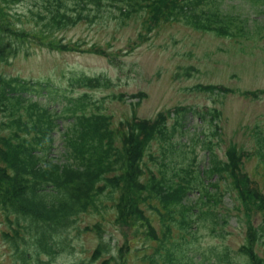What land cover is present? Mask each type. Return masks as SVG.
I'll return each mask as SVG.
<instances>
[{
	"label": "trees",
	"instance_id": "1",
	"mask_svg": "<svg viewBox=\"0 0 264 264\" xmlns=\"http://www.w3.org/2000/svg\"><path fill=\"white\" fill-rule=\"evenodd\" d=\"M64 1L48 0L43 11L35 12V17L43 22L42 31H34L37 37L57 29L61 22L75 24L76 19L83 18L80 10L86 9L88 5L92 9L95 7V12L103 11L104 7L103 0H73L77 17L71 18L67 16ZM113 1L108 0L109 5L117 8L118 12L114 16L118 21L138 14L140 11L137 10L143 9L146 15L149 12L145 20L148 30L152 22L157 23L168 14V10L164 9L166 0H151L149 3H146L148 0H118L117 5ZM173 1L171 12L177 11L172 15L181 13L196 28L215 30L219 35L230 33L229 25L216 13H195L194 9L184 8L177 0ZM109 5L105 6L110 11ZM20 20L23 24L28 23ZM17 22L0 13V46L5 39L7 54H11L22 42L36 39L25 37L23 31H17L20 30ZM73 81L83 85L92 82L83 76L74 77ZM201 88L215 92L217 87ZM26 89L25 84L11 86L0 76V109L9 116L8 126L12 128L8 135L0 134V238L14 248L19 259L15 264H41L40 257H53L56 250H61L63 240L66 241L68 229L73 228L77 234L88 229V226L79 227L77 218L88 211H97L103 202H111L116 222L132 226L134 234L142 227L146 239L156 238L157 232L166 237L172 230L171 225H177L183 233L192 236V226L197 225L205 215L210 216L211 225L214 226L222 225L226 220L229 212L218 208L222 202L221 192L229 191V183L225 186L224 179L222 191L219 182L206 186L199 178L198 171L195 172L191 167L184 169L179 178H169L172 171L165 161V150L173 144L171 139L176 126L168 129L163 117L153 122L126 120L124 133H120L121 144L116 146L108 117L87 109L88 96L82 94L73 104L72 132L63 134V156L52 160L48 154L58 115L32 101L26 94L35 91ZM182 125L179 124L181 133ZM2 128L0 124V130ZM153 140L165 143L160 155L147 153ZM261 150L264 148L258 149ZM227 154L230 161L235 158L234 149ZM261 155L264 156V152ZM230 161H219L215 154H211L210 166L204 172L208 176L217 174L220 178L231 175ZM174 176H178V173ZM246 180L245 177L244 187ZM193 192L199 195L196 202L191 204L188 197ZM238 194L244 202L252 205L250 210L264 214V203L257 201L252 192L245 189ZM211 206H214L213 212ZM153 211L159 219L160 230H156L152 224ZM93 227L99 240L95 251L98 254L112 252L107 264H126L124 257L128 245L117 246L112 251L111 238L104 237L98 223ZM249 229L239 250L244 264H264V259L255 250L260 245L264 247V220L255 227L251 225ZM174 246L175 243H172ZM158 256H144L142 259H147V264H160L159 260L161 264H191L189 260H182L178 252L173 253V250L165 251L164 255L158 253Z\"/></svg>",
	"mask_w": 264,
	"mask_h": 264
},
{
	"label": "rangeland",
	"instance_id": "2",
	"mask_svg": "<svg viewBox=\"0 0 264 264\" xmlns=\"http://www.w3.org/2000/svg\"><path fill=\"white\" fill-rule=\"evenodd\" d=\"M214 3L223 13L236 17L231 18L234 24L245 20L248 33L254 31L255 37H252V34L234 41L194 30L183 23L172 22L156 27L150 32L149 40L128 51L126 55L125 48L133 44V38L140 30V21H117L114 16L116 13L111 12L110 16L101 18L93 25L79 24L75 27L62 28L56 38L65 41L71 39V42L75 40L99 44L109 42L112 45L109 51L115 49V53L121 59V71L115 69L105 58L84 53L82 50L57 52L52 48L47 50L28 47L21 48L10 63H0V72L48 84L50 90L37 88V93L33 96L59 117H63L62 113H68L67 109L72 107L67 101L68 96L80 97L86 90L91 97L86 107L92 111H96L97 108L111 115L114 124L129 118L132 114L141 118H153L169 107L200 109L203 111L202 118L186 112L184 125L187 132L180 135V138L178 135L175 138V143L179 141L180 144L177 146L180 147L169 154L171 165L177 167L193 162L198 164L195 168L201 169L206 166L207 161L208 151L204 146H209L219 158L224 159L226 149L233 144L251 152V157L247 155L243 159V168L256 176V170L262 169L257 168L258 160L252 156V151L259 136H264V94L252 98L242 95L241 92L264 89V0H214ZM26 8L36 11L31 3ZM188 67L193 68L190 70V76L185 72V68L189 69ZM80 73L91 76L100 74L119 79L120 87L117 85L115 88L101 89L91 86L85 89L86 86H81L75 90L67 88V80ZM200 83L223 84L234 92L220 95L194 89ZM121 91L127 94L143 91L145 98L139 104L132 105L131 99L123 101L118 98L117 95ZM216 112L219 113L217 117L214 116ZM0 120L7 122L8 118L0 115ZM57 123L58 127L53 132L54 143L51 153L53 157L59 158L63 151V133L71 129L72 120L58 119ZM171 123L172 119H169L168 127ZM9 131L10 129H5L3 133ZM196 137L203 141V148L199 146L198 140H194ZM162 145L163 142L154 141L148 153L160 155ZM210 179L212 181L217 178L214 175ZM193 199L195 195L191 197V200ZM230 199L232 196L224 201L226 208L230 204ZM233 203L237 205L234 198ZM114 217L111 202H103L98 211H88L80 215L77 223L82 226L89 225V230L73 240L71 246L65 248V251L49 264H70L75 259L90 255L98 240L93 227L96 223L103 229L105 238L112 235V241L119 243L128 238L127 257L131 264L137 261L134 249L147 252L153 250L156 244L151 242L152 240L145 242L140 236L134 237L133 229L125 224H121L122 226L114 224ZM258 220L259 218L256 219ZM171 228L173 232H178L176 225H172ZM222 229L223 234L217 236L221 234ZM70 235L73 237L75 234L71 231ZM241 240L242 228L232 218L228 225L215 227L212 231L209 226L200 227L197 237L189 246L188 253L205 264H213L216 257L217 262L223 263L227 259L238 258L235 256L234 246ZM225 254L227 256H224ZM0 264H15L14 254L1 238Z\"/></svg>",
	"mask_w": 264,
	"mask_h": 264
}]
</instances>
